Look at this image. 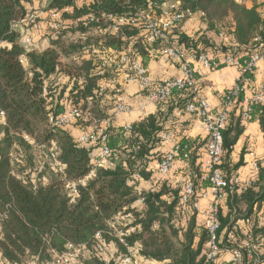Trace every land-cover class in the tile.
<instances>
[{"label":"trees","instance_id":"obj_1","mask_svg":"<svg viewBox=\"0 0 264 264\" xmlns=\"http://www.w3.org/2000/svg\"><path fill=\"white\" fill-rule=\"evenodd\" d=\"M35 1L0 0V113L5 114L0 118V264L43 262L64 252L68 243L87 245L94 253V236L100 231L115 252H107V257L92 256L87 264H106L107 258L108 264H119L128 251L107 234L109 224L119 215H131V224L123 228H134L125 240L136 250L139 264H209V233L199 224L197 213L189 216L181 205L180 188L163 183L157 190H139L141 181H152L157 173L154 165L167 152L162 134H176L175 124H184L181 118L188 115L184 110L196 102L195 95L176 90L155 112L131 124L130 130L112 125L107 130L111 155L106 166L97 164L99 143L79 142L81 135L91 132L93 122L66 128L49 122L51 114L57 117L69 107L90 112L98 121L112 119L110 113L114 112L117 98L106 99L107 94L101 91L102 82L111 75L97 76V65L85 58L87 52L92 46L105 51L113 48L140 60L148 70L147 64L156 59L157 47L147 43L138 28L125 25L105 32L106 23L86 28L83 19L103 12L132 15L137 9L147 8L150 0H106L95 4L91 0L79 4L76 0H40L42 8H35ZM250 1L257 0H158L160 4L180 2L192 18L203 21L207 31L227 38L223 53L241 62L254 52L264 51V15L256 5L247 9L245 3ZM66 8H70L68 13ZM52 10L61 12L63 27L52 30L49 19L41 20L48 25L44 34L34 36V42L37 37L48 38L47 46L41 51L35 46L25 50L16 25L29 12ZM183 23L171 34L178 36L172 39L174 44L198 55L202 54L198 45L214 49L204 36L189 38L182 34ZM248 76L253 82L255 73ZM238 108L231 112L222 131L224 156L218 168L227 180L243 165V161L233 165L231 157L244 132L242 114L235 116ZM96 112L104 117H96ZM177 112L182 116L177 117ZM255 118L264 133V105L252 107L248 121ZM178 144L192 150L188 163L191 171L183 178L193 183L196 195L209 190L211 184L204 180L199 161L206 142L183 138ZM56 161L62 164L61 171L54 166ZM72 184L77 196L71 193ZM227 192L229 212L225 217L219 215L220 233L227 228L221 243L224 251L231 250L230 239L238 236L237 222L251 220L256 207L264 203V166L260 164L258 180L251 188L236 187ZM140 199L143 205H136ZM260 259L264 261V256L260 255ZM251 263L245 260L244 264Z\"/></svg>","mask_w":264,"mask_h":264},{"label":"built area","instance_id":"obj_2","mask_svg":"<svg viewBox=\"0 0 264 264\" xmlns=\"http://www.w3.org/2000/svg\"><path fill=\"white\" fill-rule=\"evenodd\" d=\"M83 0H76L79 4ZM95 4L99 1L91 0ZM70 8H66L68 13ZM49 19V25L53 29H61L64 25L61 12L38 11L29 12L23 22L16 25V29L20 32L22 38V46L25 50H29L35 46L34 36L36 34H44L46 26H44L42 16ZM189 12L182 9L180 2H170L160 4L158 0H150L145 9H137L132 15H116L103 12L100 16L90 14L83 19L84 26L87 28L91 25L104 22L108 25L104 31H116L121 26H132L140 29L145 36L147 43L155 45V58L158 60L177 61L180 63L181 74L175 77H167L162 80H153L140 60H133L128 54L120 52L116 49L109 48L107 51L101 50L96 46H92L87 52L85 58L91 59L97 65V76L103 77L106 73L111 75L108 80L102 82L101 91L106 94H113L117 98V104L113 112V119L133 112L131 106L125 101L126 87H135L141 95L143 101L140 105V111L147 113L149 106H158L165 102L173 95L176 90H188L195 95L196 102L186 106L184 112L188 115H194L200 122L206 133V158L202 161V171L205 173L204 180H208L211 184L209 190L196 195L194 185L186 178H181L174 182L175 187L180 188V201L184 209L190 213H200V199L212 198L207 211L203 212V225L209 233V241L206 245V260L209 264H219L218 261L222 254L228 251L232 259L228 264H244L245 260L251 261V264H264L260 259V249L262 248L264 237L261 234L249 233L244 243L238 248L226 250L221 246L220 237V201L225 193L233 191L234 188H251L258 180L260 172V162L254 160L252 162V176L248 181L242 182L239 177H232L227 180L219 170L224 156L222 131L225 129L231 112L235 107L241 110L244 121L250 119L252 107L256 104L264 105V83L255 88L254 94L250 99L240 101V97L245 91V86L251 84L252 80L249 74H254L259 63H264V51L262 53L254 52L249 59L241 62L240 58L231 55L219 60L209 57L206 54L187 52L185 47H179L172 39L175 40L176 35L171 34L186 19L192 18ZM48 21V20H47ZM177 39V38H176ZM198 63L204 69L219 70L220 67L235 68L237 70L235 85L223 95L220 101V109L214 113L208 102L201 98L197 93L198 82L196 79V71L191 67V63ZM182 112H179V115ZM0 118H5L3 112ZM113 119L95 120L90 112L83 113L78 108L69 107L66 112L59 116L50 115L49 122L58 128H66L72 124L89 125L94 123L91 132L80 136L81 144L101 145L100 154L98 156V166H106L111 155L110 149L107 147L108 135L107 130L113 125ZM93 125H91L92 127ZM126 130L131 129V125L125 126ZM162 142L167 143L170 149L165 153L163 158L156 164V172L160 176L167 177L174 169L178 161H183L186 165L190 162L192 150L190 147H181L174 141L173 137L164 133L161 136ZM183 150H185L183 154ZM254 158V155H250ZM54 157V155H53ZM54 166L62 169L60 162H55ZM73 196H77L78 191L74 184L69 186ZM144 200L140 199L136 205H143ZM126 223V221H128ZM131 215H119L115 221L108 226V236L115 238L120 244L127 249V254L121 257L119 264H139L136 259V250L129 247L126 243L125 236L134 232V228L126 227L125 224H131ZM258 228L264 229V216L260 217ZM104 232H97L94 236L95 251L94 253L87 245H74L68 243L65 251L55 253L49 259L40 262L34 260L28 264H87V262L95 257H107V252H115L103 238ZM106 254V255H105ZM246 254V259L245 255ZM112 256V255H111ZM106 264L109 263L108 258Z\"/></svg>","mask_w":264,"mask_h":264},{"label":"crops","instance_id":"obj_3","mask_svg":"<svg viewBox=\"0 0 264 264\" xmlns=\"http://www.w3.org/2000/svg\"><path fill=\"white\" fill-rule=\"evenodd\" d=\"M258 7V11L263 13L264 15V0H257L256 2H247L245 6L247 9H252L254 6ZM39 6L44 7V4H41L40 0L35 1V8H40ZM42 20L46 21V16H42ZM44 26L46 22H43ZM195 29V30H194ZM182 34L186 35L189 38H196L204 36L205 39L209 41V44L214 47V49H204L201 45L197 47L201 49L202 54H206L209 57H214L219 60L226 57L228 54H224L222 51V47L225 43L228 42L227 38H221L214 34V32L207 31L206 25L203 21L195 17L193 18L192 22H188L186 26L182 27L181 29ZM194 30V31H192ZM177 36V35H176ZM178 38V36L176 37ZM39 37L36 38L35 48L38 51H41L45 48L48 44V38L43 39L42 41H38ZM228 46V45H227ZM216 50V51H215ZM191 67L197 72L196 79L198 82L197 86V93L200 95L201 98L205 99L208 104L210 105L212 111L217 113L220 109V101L225 93H227L236 82L237 70L235 68L223 67L219 70H208L204 69L200 64L194 62L191 63ZM147 68L151 78L155 81L162 80L167 77H175L181 74L180 71V63L177 61H167V60H151L149 64H147ZM264 83V63H259L257 70L255 72L254 81L245 86V91L243 93V99H250L255 91V88ZM125 101L126 103L132 107L133 112L125 115H120L113 119V125L118 127H125L126 125H131L138 121L140 117L146 116L155 112V108L157 106H149L147 113L143 114L140 111V105L143 101V95L139 93V91L132 86L126 87L125 89ZM115 96L113 94H107L106 99H112ZM113 115V110L110 113ZM241 114V110L238 108L235 112V116L238 117ZM177 117H181L182 114L179 115L177 112ZM181 119H184V124L178 126L175 124L176 134L166 132L170 134L175 142H180L181 139L185 138L186 141H196L201 140V142H206V133L201 125V122L195 116H182ZM173 126V127H174ZM242 126L244 129L243 134L240 136L238 142L234 146L232 150V164L236 165L240 161H243V165L233 172L231 175L232 177H239L242 182L248 181L252 176V162L257 160L264 166V133L262 132L261 126L259 121L255 119H251L250 121H243ZM92 130L91 127H89ZM181 131V133H180ZM77 133V132H76ZM164 134V133H163ZM180 134V135H179ZM165 144V150L167 151L170 149V146ZM200 159L199 161H203L206 158L205 150L202 148L200 152ZM253 154L254 158L250 155ZM157 164V163H156ZM156 164L154 166H156ZM191 171V167L186 165L182 162H177L174 169L170 172L167 177L160 176L159 174L155 173L153 176L152 181H141L139 185V190L141 191H148V190H157L161 187L163 183H168V185L175 187L174 182L183 178L184 173L188 174ZM232 193V192H231ZM238 193V188H237ZM229 197V193L226 192L223 199L220 201V213L223 217L227 216L229 209L227 206V200ZM169 200V199H168ZM212 202V198L208 197L206 199L202 198L199 201V206L201 212L197 214V220L199 224H203V212L207 211L209 205ZM253 217L251 220H239L237 222V228L239 229L238 236L232 237L230 239L231 248H238L242 245L245 237L249 233L253 234H261L264 237V229L260 230L258 228L259 219L260 217L264 216V203L259 207H256L254 210ZM227 233V228L223 229L220 233L221 242L224 240L225 235ZM240 235V236H239ZM232 236V235H231ZM230 236V237H231ZM239 241V242H238ZM229 242V243H230ZM238 243V244H237ZM260 255L264 256V242L262 248L260 249ZM232 259L231 254L226 251L222 254L221 258L219 259V264H228ZM162 264V263H158Z\"/></svg>","mask_w":264,"mask_h":264},{"label":"rangeland","instance_id":"obj_4","mask_svg":"<svg viewBox=\"0 0 264 264\" xmlns=\"http://www.w3.org/2000/svg\"><path fill=\"white\" fill-rule=\"evenodd\" d=\"M165 1L169 2V1H173V0H165ZM192 20H193V18H188V19H186L185 22L183 23L182 27H183V26L185 27L186 24H187L188 22H192ZM194 30H195V29H194ZM194 30H192V31H194ZM44 39H45V38H44ZM39 40L42 41L43 39L39 38ZM95 115H96V117H104V116L102 115V113H99V112H96ZM108 254L110 255V254H111V251H109ZM109 255H108V256H109Z\"/></svg>","mask_w":264,"mask_h":264}]
</instances>
